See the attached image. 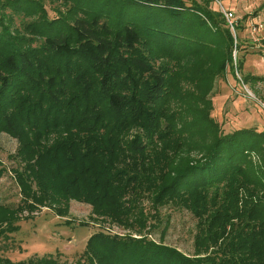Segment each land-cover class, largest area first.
<instances>
[{
    "label": "trees",
    "instance_id": "obj_1",
    "mask_svg": "<svg viewBox=\"0 0 264 264\" xmlns=\"http://www.w3.org/2000/svg\"><path fill=\"white\" fill-rule=\"evenodd\" d=\"M210 4L0 0V133L17 142L19 194L0 203V237L24 212L64 216L69 200L128 231H93L73 263L34 253L0 264H264V130L224 132L211 115L240 46ZM256 49L263 57L264 38ZM144 199L196 219L191 256L146 235Z\"/></svg>",
    "mask_w": 264,
    "mask_h": 264
},
{
    "label": "rangeland",
    "instance_id": "obj_2",
    "mask_svg": "<svg viewBox=\"0 0 264 264\" xmlns=\"http://www.w3.org/2000/svg\"><path fill=\"white\" fill-rule=\"evenodd\" d=\"M210 7L221 14L227 10L233 15L232 31L228 29L234 43L240 46V51L233 48L230 66L224 77L214 81L210 94L211 115L224 132L239 127L264 130V80L246 83L243 79L244 74L264 79V56L251 54L257 50L259 40L264 38V0H211ZM46 9L51 17L53 13L47 2ZM236 24L241 26L238 31L234 29ZM241 54L245 57L240 72L236 57ZM16 146L14 138L0 133V165L5 168L0 177V203L8 206L19 202L18 188L11 171L18 164L12 157ZM151 206L148 200H143L146 215H150L148 221L153 223V227L146 230V235L191 256L196 219L185 209L171 203L155 206V210ZM26 215L24 212L18 221L17 231L8 234L7 238L0 237L1 256L23 260L34 253L53 254L73 263L79 257L86 237L93 231L128 232L92 219L89 205L75 200L68 201L64 216H58L53 209L46 207L32 212L28 218L24 217Z\"/></svg>",
    "mask_w": 264,
    "mask_h": 264
},
{
    "label": "built area",
    "instance_id": "obj_3",
    "mask_svg": "<svg viewBox=\"0 0 264 264\" xmlns=\"http://www.w3.org/2000/svg\"><path fill=\"white\" fill-rule=\"evenodd\" d=\"M222 14H223V17L225 19V22L228 28L231 29L232 31L233 15L227 10L223 11ZM233 56H234V53H233Z\"/></svg>",
    "mask_w": 264,
    "mask_h": 264
}]
</instances>
